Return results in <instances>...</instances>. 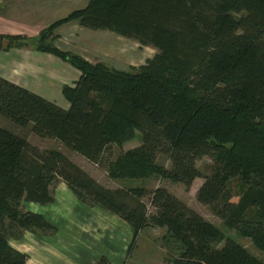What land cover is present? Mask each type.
Listing matches in <instances>:
<instances>
[{
  "label": "trees",
  "instance_id": "trees-1",
  "mask_svg": "<svg viewBox=\"0 0 264 264\" xmlns=\"http://www.w3.org/2000/svg\"><path fill=\"white\" fill-rule=\"evenodd\" d=\"M72 20L157 52L130 70L90 62L54 44L55 30ZM0 46H34L81 71L75 85L63 89L71 103L67 110L0 76V114L98 165L113 146L141 133L138 147L109 161L111 177L162 172L187 187L203 177L198 200L215 206L225 223L264 251V0H90L42 30L38 40L0 35ZM161 154L169 157V170L156 165ZM203 156L213 158L210 175L196 164ZM237 177L246 186L243 193L229 188ZM61 182L81 202L134 229L129 253L153 207L152 223L180 244L173 264H264L167 188L106 187L60 150L41 149L2 126L0 264H27L28 255L10 238L58 232L23 203H53ZM98 262L108 264L105 257Z\"/></svg>",
  "mask_w": 264,
  "mask_h": 264
},
{
  "label": "crops",
  "instance_id": "crops-1",
  "mask_svg": "<svg viewBox=\"0 0 264 264\" xmlns=\"http://www.w3.org/2000/svg\"><path fill=\"white\" fill-rule=\"evenodd\" d=\"M65 1L72 5L65 16L74 9L85 8L89 2L0 0V35H23L38 40L42 30L60 19L57 12L64 9ZM104 31H95L74 21L67 22L55 30L58 38L54 44L93 62L99 52L105 53L106 47L111 45L104 42ZM0 76L67 110L71 103L63 89L66 85L74 86L81 71L59 56L39 51L34 46H0ZM26 206L28 211L43 214L59 229L55 235L26 231L20 239H9L12 247L28 255L27 264H99L101 257H105L108 264H128L134 229L102 207L81 202L67 185L60 193L55 191L53 203L25 202ZM60 219H65V223H60Z\"/></svg>",
  "mask_w": 264,
  "mask_h": 264
},
{
  "label": "rangeland",
  "instance_id": "rangeland-1",
  "mask_svg": "<svg viewBox=\"0 0 264 264\" xmlns=\"http://www.w3.org/2000/svg\"><path fill=\"white\" fill-rule=\"evenodd\" d=\"M67 4L68 3L65 1L64 9L57 12L58 18L61 19L69 12L71 8L70 6L72 5L70 4L67 5ZM78 9H82V8H78ZM72 21L80 24L77 20H72ZM93 30L95 31L105 30L103 32L106 34L104 36L106 37L104 42L111 43V45H108L106 47L105 53H101V52L98 53L99 56H97V58L93 61V63L104 62L108 66L119 70H130L133 67H138L140 65L145 64L147 62V59L152 58L154 54L157 52V49L152 46L142 45L141 43H139L134 39L123 37L121 35L113 33L110 30L107 29H93ZM103 33L99 32V35L102 36ZM66 36L68 35H64V37ZM66 38H70V37H66ZM66 42H68V40H66ZM64 51H71V50H64ZM0 126L9 129L16 134L26 137L31 143L40 147L41 149L60 150L106 187L109 188L145 187L147 188L148 192H152L157 187L167 188L169 191H171L173 194L178 196L181 200L185 201L189 206L194 208L197 212H199L207 221H209L214 226H216L223 233V236L225 238L232 237L236 239L238 242L243 244L251 253H253L255 256H257L264 262V251L259 249L254 244L251 238L244 236L238 230L234 229L233 227L225 223L223 219L217 214L215 206L202 204L198 200L197 193L200 186L204 182L203 177L196 178L192 186L190 187H187L183 183L174 181L173 179L168 177L166 174H163L162 172L153 174L151 177L148 178L111 177L110 168L108 165L109 161L115 160L123 152L138 147L142 143L141 133H137V136L135 138L127 141L123 145L116 144L115 146H113V148L108 153L105 154V159L107 161H105L103 165H98L92 160L82 156L77 151L66 146L65 144L62 143V141H60L57 138H42L38 136L32 131L31 125L20 126L11 118L3 114H0ZM196 164L198 168L202 171L203 175H210L212 173V165H213L212 157L210 156L200 157L197 160ZM156 165H158L163 169L169 170L171 168V161L167 155L161 154L156 161ZM64 186H66L64 183H60L59 185H57L56 192L58 191V193H60V191H62ZM229 188L234 193H243L246 189V186L243 180L240 177H237L229 182ZM145 201L147 202L149 201V196L145 198ZM23 205L25 210H27V206L25 207V202L23 203ZM54 206L53 209L55 208ZM153 211H154L153 207H149L145 226L139 232L138 237L136 238V241L133 244L132 250L128 254L127 257L128 264H173L172 259L179 255V251H180L179 242L174 240L170 235H168L166 228L156 226L152 223L151 216ZM48 212H50V210ZM47 214H51V213H47ZM49 216L51 217V215ZM59 222L65 223V219H60ZM222 244H224V241L220 242V245Z\"/></svg>",
  "mask_w": 264,
  "mask_h": 264
}]
</instances>
